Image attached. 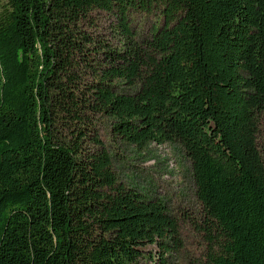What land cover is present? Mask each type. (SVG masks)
<instances>
[{
    "label": "trees",
    "instance_id": "trees-1",
    "mask_svg": "<svg viewBox=\"0 0 264 264\" xmlns=\"http://www.w3.org/2000/svg\"><path fill=\"white\" fill-rule=\"evenodd\" d=\"M136 12L161 15L150 38ZM263 114L264 0H0V264H143L152 246L168 264L182 250L166 205L120 181L105 117L140 150L182 146L206 243L194 264H264Z\"/></svg>",
    "mask_w": 264,
    "mask_h": 264
},
{
    "label": "rangeland",
    "instance_id": "rangeland-1",
    "mask_svg": "<svg viewBox=\"0 0 264 264\" xmlns=\"http://www.w3.org/2000/svg\"><path fill=\"white\" fill-rule=\"evenodd\" d=\"M96 16L99 25L97 32L111 38L114 18L105 12H97ZM130 20L131 27L139 40H142L152 36L162 18L157 12H136ZM136 90V87L119 84L118 91L121 93L132 94ZM98 127L100 138L112 158L120 181L149 199L161 200L169 214L178 219L183 248L168 254V264H194L202 259L206 243L196 226L201 219L202 207L195 195L191 163L182 146L179 143H152L140 150L114 135L110 118H102ZM259 143L264 158V114ZM149 249H154V258L143 264H155L156 249L153 246Z\"/></svg>",
    "mask_w": 264,
    "mask_h": 264
}]
</instances>
